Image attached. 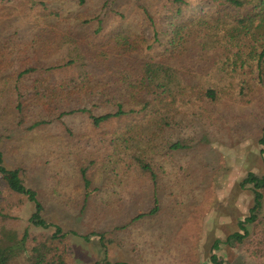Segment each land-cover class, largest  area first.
I'll list each match as a JSON object with an SVG mask.
<instances>
[{
  "label": "trees",
  "instance_id": "16d2710c",
  "mask_svg": "<svg viewBox=\"0 0 264 264\" xmlns=\"http://www.w3.org/2000/svg\"><path fill=\"white\" fill-rule=\"evenodd\" d=\"M20 1L0 0V86H5L0 98L12 99L17 123L28 126L30 132L80 118L83 124H77V129L81 131L66 125L65 135L55 134V130L47 135L61 140L62 156L70 158L73 148L80 152L83 144L95 146L113 135L122 136L123 144H131L133 162L129 168L134 164L135 170L156 186L147 153L168 140L166 132H176L182 122L177 117L182 107L194 109L198 116L202 105H224L234 95L251 101L255 92L264 91V0H151L142 6L134 35L119 33L112 40L104 33L107 15H102L109 0H100L101 7L94 12L85 9L89 0H33L30 8L19 11L16 4ZM81 29H87V36L80 34ZM99 36L108 40L92 48L87 70L75 71L76 63L71 60L43 61L65 42L77 45L79 40L87 42ZM110 47L117 53L112 57ZM193 51L197 53L194 57ZM192 59L195 67L186 64ZM184 70L187 76H199L206 82L192 79L190 85H181L177 79L185 75ZM2 111L3 106L0 115ZM123 117L128 120L123 130L111 134L102 128ZM74 138L78 144L70 143ZM142 138H148L147 147L141 148ZM2 140L0 134V143ZM258 143L264 164V125ZM167 148L179 151L184 145L176 140ZM3 164L0 151L4 185L11 193L26 196L34 206L29 224L54 232L32 237L25 231L18 238L14 232L1 231L0 264H67V233L43 218V205L37 193L24 184L20 171ZM79 174L82 185L87 186L88 168L80 167ZM240 187L250 190L253 205L249 216L238 222L239 232L226 242L236 239L242 243L251 235L250 228L259 226V246L264 251V218L259 215L264 174L248 173ZM153 202L150 212L156 213V195ZM0 218L8 215L0 211ZM100 238L102 242L103 235ZM220 244L216 240L213 251ZM210 261L220 264L215 254Z\"/></svg>",
  "mask_w": 264,
  "mask_h": 264
},
{
  "label": "rangeland",
  "instance_id": "374dc122",
  "mask_svg": "<svg viewBox=\"0 0 264 264\" xmlns=\"http://www.w3.org/2000/svg\"><path fill=\"white\" fill-rule=\"evenodd\" d=\"M149 1L109 0L108 8L102 11L103 16L107 15L106 36L112 40L119 33L134 35L142 6ZM32 3L33 0H21L16 5L22 11ZM100 7V0H89L85 9L94 12ZM81 30L80 34L87 36V29ZM106 36L79 40L77 45L65 42L43 61L71 60L76 63L75 71L87 70L88 57L96 44L108 40ZM110 51V57L117 54L111 47ZM193 55L197 53L193 51ZM186 64L197 65L195 59ZM183 72L185 75L177 79L181 85L206 82ZM4 88L0 86V91ZM234 97L227 98L224 105H202L198 116H194V109L181 108L177 117L182 122L176 132H166L168 140L147 153L146 159L157 177L156 186L138 173L134 164L129 168L133 162L131 144H123L122 136L113 135L111 140L107 138L95 146L83 144L80 152L73 148V156L68 158L61 155V140L47 135L54 130L55 134L65 135L66 125L81 131L77 129V124H83L80 118L30 132L28 126L17 123L12 99L0 98L3 165L20 171L24 184L37 193L43 205V218L67 233V264H212L213 254L219 257L220 264H264L259 226L250 228L251 235L242 243L236 239L226 242L239 232L238 222L249 216L253 205L252 193L240 187L241 181L248 173L264 174L258 143L264 125V91L255 92L251 101L249 97ZM127 122L123 117L102 128L113 134L123 130ZM147 139H141V148L147 147ZM176 140L184 148L169 150V143ZM70 143L78 144L75 138ZM80 167L88 168L87 186L82 185ZM154 195L158 210L151 213ZM0 211L8 215L0 218V233L8 230L21 238L25 231L32 237L54 232L52 228L42 230L29 224L33 204L26 196L11 193L2 178ZM259 212L263 219L264 199ZM216 240L221 244L213 251Z\"/></svg>",
  "mask_w": 264,
  "mask_h": 264
}]
</instances>
